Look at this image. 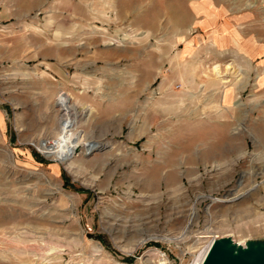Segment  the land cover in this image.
<instances>
[{"label":"rangeland","instance_id":"rangeland-1","mask_svg":"<svg viewBox=\"0 0 264 264\" xmlns=\"http://www.w3.org/2000/svg\"><path fill=\"white\" fill-rule=\"evenodd\" d=\"M6 4L0 264H198L215 239L264 241V0ZM62 135L65 162L42 152Z\"/></svg>","mask_w":264,"mask_h":264},{"label":"water","instance_id":"water-1","mask_svg":"<svg viewBox=\"0 0 264 264\" xmlns=\"http://www.w3.org/2000/svg\"><path fill=\"white\" fill-rule=\"evenodd\" d=\"M201 264H264V241L242 247L229 238L215 239Z\"/></svg>","mask_w":264,"mask_h":264},{"label":"bare ground","instance_id":"bare-ground-1","mask_svg":"<svg viewBox=\"0 0 264 264\" xmlns=\"http://www.w3.org/2000/svg\"><path fill=\"white\" fill-rule=\"evenodd\" d=\"M65 121L63 122V126H61L62 127L61 129H62L63 135L66 136V131L68 129H67V122H65ZM63 135H62V137L60 138V140H59V142L57 144H54L53 146L45 147V149L42 151L46 156L54 158V159H58L61 162L67 161L74 154V151H75V149L77 147V145L73 144L71 141H69ZM84 147L86 148V152L90 153L93 150L99 148V145L98 144H89V145L87 144V145H84ZM237 198L238 197H235V198H233V200H235ZM212 242H211V244H212ZM210 245L207 247V249L203 253L202 259H201V261L198 264H201V262L203 261V259H204L205 255H206ZM237 246H241V245L238 244Z\"/></svg>","mask_w":264,"mask_h":264},{"label":"crops","instance_id":"crops-1","mask_svg":"<svg viewBox=\"0 0 264 264\" xmlns=\"http://www.w3.org/2000/svg\"><path fill=\"white\" fill-rule=\"evenodd\" d=\"M37 1H38V0H27V1H25V0H19V3L22 2V4H23L21 9H24V8L29 9V7H32V5H33L35 2H37ZM82 5H83V4H82ZM83 7H84V6H81L79 3H78V4H74V5L72 6V11H73L74 13H81V14H82ZM77 8H79L80 11L77 10ZM7 12H8V10H7L6 0H0V21H1L3 18H6V17H7ZM213 16H215V15H213ZM198 24H199V20H197V18L194 19L193 26H194V25H198ZM198 26H199V25H198ZM196 43H197V39H196ZM2 57H3V56H2V54H1V55H0V59H1Z\"/></svg>","mask_w":264,"mask_h":264},{"label":"trees","instance_id":"trees-1","mask_svg":"<svg viewBox=\"0 0 264 264\" xmlns=\"http://www.w3.org/2000/svg\"><path fill=\"white\" fill-rule=\"evenodd\" d=\"M63 180H64V183H67V181H66V179H65V178H63Z\"/></svg>","mask_w":264,"mask_h":264}]
</instances>
